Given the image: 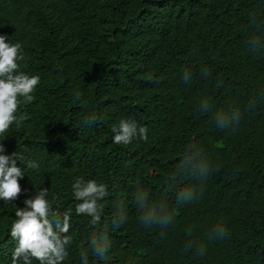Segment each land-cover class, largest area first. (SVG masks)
Listing matches in <instances>:
<instances>
[{"label":"trees","instance_id":"16d2710c","mask_svg":"<svg viewBox=\"0 0 264 264\" xmlns=\"http://www.w3.org/2000/svg\"><path fill=\"white\" fill-rule=\"evenodd\" d=\"M0 35L22 43L20 70L41 78L35 101L20 108L27 119L0 137L5 155H25L22 194L0 201V264H12L16 207L41 187L54 210L73 213L64 264H82L80 250L105 223L112 248L89 264H264V46L249 45L264 44V0H0ZM235 109L239 124L220 133L213 116ZM129 118L148 139L114 144L113 129ZM193 144L213 166L202 192L190 177L172 182ZM77 177L107 185L100 225L75 214ZM186 187L200 194L179 204ZM138 190L167 205L169 226L143 225ZM121 202L127 219L113 229ZM218 224L224 239L209 236Z\"/></svg>","mask_w":264,"mask_h":264},{"label":"clouds","instance_id":"9594fccd","mask_svg":"<svg viewBox=\"0 0 264 264\" xmlns=\"http://www.w3.org/2000/svg\"><path fill=\"white\" fill-rule=\"evenodd\" d=\"M255 22V20H253ZM7 41V42H6ZM133 44L139 49L146 46L137 39ZM252 49L258 50L264 44L257 37L249 40ZM25 60L23 45L21 42L13 43L11 38L0 35V137L6 136L10 129L27 119L20 113L22 105L35 101L34 95L40 84L41 78L36 74H28L21 71V62ZM208 75L207 71L204 72ZM184 81H190L188 72L184 73ZM79 96H77V99ZM256 100L251 101L247 109H253ZM212 108L211 103L204 99L200 103V110L208 112ZM241 120V112L238 109L227 112H217L215 123L219 129H234ZM91 126L96 123L94 117L84 121ZM113 143L117 145H129L133 139H148L147 126H140L133 119H122L118 127L113 129ZM6 148L0 143V201L13 202L22 194L20 180L25 176V169L17 167V161L25 160L23 152L15 151L11 155H5ZM29 168H37L32 160L27 161ZM212 163L197 145H188L179 161L172 182H176V176H186L200 181V192L203 190V182L207 180ZM73 196L79 203L75 206L77 216H87L90 224H101L103 204L105 197L109 195L107 185L96 180H84L77 177L72 185ZM49 189L40 188L23 201V207H16L15 220L10 226V235L16 241L12 252V264H64L69 255V246L72 244L71 228L72 211H65L62 215L54 210L49 199ZM199 192L186 187L176 193V201L179 204L192 202L197 199ZM52 197V200H55ZM136 206L141 211L140 217L146 228L158 226L166 228L174 217L169 213L168 207L163 202H154L145 190H138L135 194ZM127 219V213L123 202L118 206V211L111 220V227L118 229ZM109 225L105 223L88 237V245L80 250L82 264H89V254L98 260H106L112 248L108 235ZM228 235L225 227L218 224L209 234L210 238L224 239ZM191 247V245H190ZM197 254H204V247L197 248Z\"/></svg>","mask_w":264,"mask_h":264},{"label":"rangeland","instance_id":"374dc122","mask_svg":"<svg viewBox=\"0 0 264 264\" xmlns=\"http://www.w3.org/2000/svg\"><path fill=\"white\" fill-rule=\"evenodd\" d=\"M206 115H208V112L206 113ZM212 123L214 124V126L216 127V129L220 132V133H224L226 131V129H219L217 126H216V123H215V115L213 116L212 118Z\"/></svg>","mask_w":264,"mask_h":264}]
</instances>
